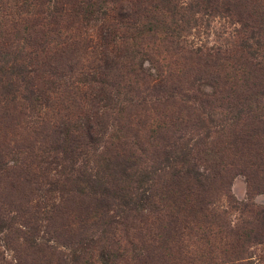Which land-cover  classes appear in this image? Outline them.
<instances>
[{"label": "rangeland", "instance_id": "1", "mask_svg": "<svg viewBox=\"0 0 264 264\" xmlns=\"http://www.w3.org/2000/svg\"><path fill=\"white\" fill-rule=\"evenodd\" d=\"M11 78L0 264H264V0H0Z\"/></svg>", "mask_w": 264, "mask_h": 264}, {"label": "trees", "instance_id": "2", "mask_svg": "<svg viewBox=\"0 0 264 264\" xmlns=\"http://www.w3.org/2000/svg\"><path fill=\"white\" fill-rule=\"evenodd\" d=\"M161 2H171V0H160ZM22 71H20V75H21ZM23 80V79H22ZM2 83L5 85V86H2V88H0V97L5 99L7 96L15 93V92H19V85L21 86H25V82L24 80L22 82H19V85L17 84V80L14 79V78H11V81H2ZM31 93H34L32 90L30 91ZM177 160H178V157H177ZM179 162H184V163H187L188 162V159L185 158V156H182L181 157V160H178ZM122 173L129 175V173L127 172V170L125 171H122ZM187 175H191L193 177H195V174H196V169H195V166L193 165H190L188 166L186 172H185ZM197 179V177H195Z\"/></svg>", "mask_w": 264, "mask_h": 264}]
</instances>
